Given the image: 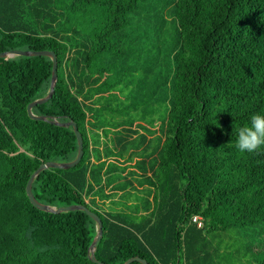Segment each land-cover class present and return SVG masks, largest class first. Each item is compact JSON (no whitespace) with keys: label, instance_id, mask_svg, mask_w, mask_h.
<instances>
[{"label":"trees","instance_id":"1","mask_svg":"<svg viewBox=\"0 0 264 264\" xmlns=\"http://www.w3.org/2000/svg\"><path fill=\"white\" fill-rule=\"evenodd\" d=\"M16 48L56 54L53 94L32 111L75 121L83 137L80 160L41 170L32 192L99 215L97 259L229 264L222 237L263 230L264 145L240 152L234 141L238 127L264 113V0H0V51ZM51 68L47 55L0 57V264H98L88 258L93 218L82 209H38L25 190L41 162L77 151L72 126L26 110L46 93ZM138 70L144 89L128 107L158 110L154 133L98 119L106 93L123 75L130 87ZM102 136L117 151L99 148ZM126 143L145 144L131 166L121 159ZM131 177L144 185L140 193L127 189ZM255 246L247 244L252 260L264 264Z\"/></svg>","mask_w":264,"mask_h":264},{"label":"rangeland","instance_id":"2","mask_svg":"<svg viewBox=\"0 0 264 264\" xmlns=\"http://www.w3.org/2000/svg\"><path fill=\"white\" fill-rule=\"evenodd\" d=\"M170 31H165V35L168 36ZM149 46V45H148ZM147 46H145L144 49H146ZM146 55L147 53L144 52ZM158 69V68H157ZM142 72L140 70L136 71L135 74L131 77L132 82L130 84V87H126L124 83L128 80V77H125L124 75L120 78V84L115 88V91L107 92L105 96L109 97V105L105 106L98 114V119L103 121V124L113 125L115 123H119V125L123 126H133V128H138L139 131L141 130H149L154 133V129L159 127V112L158 110L153 113H147L143 114L142 109H133L128 107L129 100L134 96L139 98L140 96L137 95L136 91L138 89L143 90V86L139 88L140 84L143 82L139 81V78L141 77ZM153 76V72H151L148 75V79L150 80ZM147 79V80H148ZM129 89L131 91H129ZM117 108H120V110H117ZM123 110V111H121ZM119 129V128H118ZM115 131L112 129H109L108 137H111L114 135ZM119 133V132H117ZM150 133V132H149ZM96 136L97 134L94 132H91V137ZM97 138V137H96ZM152 138H154V135L152 134ZM155 139L151 140L150 145L154 146L157 145V143L154 142ZM102 143L101 148H103V151L113 152L117 151L116 148L118 146L116 143H112L111 140L105 139V137H101ZM94 145V143H93ZM140 143H126V147L124 151L122 152L121 158L125 163H127L129 166H131L132 163L138 160V154H142L143 151L140 147ZM131 147H137L135 149V152L131 157L128 154V151ZM96 149V148H95ZM126 150V151H125ZM96 150L93 151L95 153ZM130 157V158H129ZM120 169L123 168V166L120 165L118 167ZM120 174V171L118 170L115 176L118 177ZM123 179V177L119 178L118 180ZM132 183H135L136 180L134 177H131ZM115 181V180H114ZM118 193V192H117ZM117 193H114V198H119L117 196ZM100 198H97V204H93L95 207H101L103 206ZM109 202V199H107ZM108 202H106L108 204ZM107 207V205H105ZM235 231V230H234ZM230 232V231H229ZM231 236H228L225 238V236L221 239V248L222 251L228 254H231V256L234 257V260L229 264H256L255 261L252 259L255 257L253 254V251L247 247L248 242L255 244L257 257L258 258H264V226L263 230H255L251 232L244 233L243 237H236L234 235L233 230L230 232Z\"/></svg>","mask_w":264,"mask_h":264},{"label":"water","instance_id":"3","mask_svg":"<svg viewBox=\"0 0 264 264\" xmlns=\"http://www.w3.org/2000/svg\"><path fill=\"white\" fill-rule=\"evenodd\" d=\"M15 55H47L51 58L52 68H51V77H50L48 89L44 95L37 97L31 100L30 102H28L26 110H27L28 115L33 119L45 120L49 123H53V124L60 125V126H66V127L72 126L73 131L76 136V140H77V151H76L75 156L72 159L70 160H46V161L41 162L32 171V173L30 174L27 180L26 186H25L28 199L35 207L41 210H45V211L61 212V211L74 210V209H82L86 211L93 218L96 224L95 234L92 238L91 243L88 246V258L98 264H115V263L104 262L102 260L97 259L95 256L96 245L102 235V221L99 215L95 211L91 210L89 207H87V205L83 203H73V204L58 205V206L51 205L48 203H43L39 201L32 192V189H31L32 181L41 170L47 167L68 168V167L75 165L80 160L83 154V137L75 121L71 119L60 120L57 116H54L51 114H38L32 111V107L35 104L46 101L53 94L54 87H55L56 80H57L56 54L52 50H48V49L36 50V49H17L16 48V49H7V50L0 51V57H13ZM133 260H137L141 262L142 264H148L145 258H142L138 255L130 256L127 259H125L122 263H117V264H128L129 262Z\"/></svg>","mask_w":264,"mask_h":264},{"label":"clouds","instance_id":"4","mask_svg":"<svg viewBox=\"0 0 264 264\" xmlns=\"http://www.w3.org/2000/svg\"><path fill=\"white\" fill-rule=\"evenodd\" d=\"M235 147L240 152H253L264 145V113H253L249 123L236 129Z\"/></svg>","mask_w":264,"mask_h":264},{"label":"crops","instance_id":"5","mask_svg":"<svg viewBox=\"0 0 264 264\" xmlns=\"http://www.w3.org/2000/svg\"><path fill=\"white\" fill-rule=\"evenodd\" d=\"M101 145H102V143H99V148H101ZM144 145L145 144H142L140 147H141V149L144 147ZM102 149V148H101ZM128 177H130V175H128ZM135 178V180H136V182L135 183H131L130 185H128V187H127V189H132V191L134 192V191H137L138 192V190L140 191V189H142L143 187H144V185H142V184H140L138 181H137V179H136V177H134ZM123 180V179H122ZM131 180H133V179H131ZM109 186L110 185H108L107 187H106V190H108L109 189ZM138 193H140V192H138ZM117 196H119V195H117ZM98 198V197H97ZM99 202H100V200H98ZM131 201V199H129L128 200V202H130ZM106 202H108V200L106 201Z\"/></svg>","mask_w":264,"mask_h":264},{"label":"built area","instance_id":"6","mask_svg":"<svg viewBox=\"0 0 264 264\" xmlns=\"http://www.w3.org/2000/svg\"><path fill=\"white\" fill-rule=\"evenodd\" d=\"M192 220H193V221H197V224H198V225L201 224V222H200V216H198V215H193V216H192Z\"/></svg>","mask_w":264,"mask_h":264}]
</instances>
